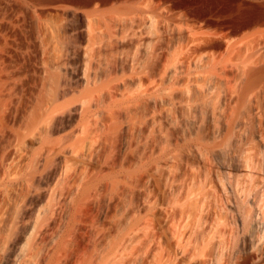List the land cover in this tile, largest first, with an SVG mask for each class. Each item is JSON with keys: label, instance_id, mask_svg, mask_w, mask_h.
<instances>
[{"label": "bare ground", "instance_id": "bare-ground-1", "mask_svg": "<svg viewBox=\"0 0 264 264\" xmlns=\"http://www.w3.org/2000/svg\"><path fill=\"white\" fill-rule=\"evenodd\" d=\"M189 1L0 0V264H264V15Z\"/></svg>", "mask_w": 264, "mask_h": 264}, {"label": "rangeland", "instance_id": "rangeland-1", "mask_svg": "<svg viewBox=\"0 0 264 264\" xmlns=\"http://www.w3.org/2000/svg\"><path fill=\"white\" fill-rule=\"evenodd\" d=\"M191 1L194 3H192ZM189 2L192 4V7L194 9H197L198 11L201 10L204 13L203 15H204L205 19H207V20H204V17H203V19L201 18L202 21L203 20L204 21H212V20L214 21L215 20L213 23L216 26L217 25L216 21L218 19H219V21H217V23H219L221 25L222 21L228 20L230 18H233L235 15H237L236 9L241 8V6L244 2L245 3H247V2H264V0H210V1L209 0H205V1L204 0H190ZM4 5H6V6H4ZM4 5L3 6L5 8L3 7L2 9H4V11L7 14L6 15L2 10V13H4V15H6V16H13L14 14H15L14 16H16V14L20 15L19 16L20 23H22L21 26L23 25V28L21 27L22 32H23V29H26L27 27H29V25L27 24V21H28L27 16H26L24 7L22 5H20L19 3H15V2H12V3L8 2ZM215 11H216V13H214ZM205 12H206V14H205ZM248 22H249V20L245 19V20L238 22L233 27L226 26L223 23H222L223 27L218 26V25L217 26L221 30H223V32L229 31L230 33H232L233 31H237V30H238L237 31L238 33H240V32L242 33L243 31L245 32L246 30H250V29L258 26V25H255V26L249 25ZM7 25L8 24L6 22L4 24L0 23V33H10L9 28H8L10 26H7ZM22 32L16 31L15 33H22ZM23 33H30V31L27 28L26 30H24Z\"/></svg>", "mask_w": 264, "mask_h": 264}, {"label": "water", "instance_id": "water-1", "mask_svg": "<svg viewBox=\"0 0 264 264\" xmlns=\"http://www.w3.org/2000/svg\"><path fill=\"white\" fill-rule=\"evenodd\" d=\"M238 10H240V8ZM240 12L241 13L238 14L237 18L233 17L222 21V23L226 26L233 27L238 22L248 19L251 16L264 15V3L249 2L242 6V10H240Z\"/></svg>", "mask_w": 264, "mask_h": 264}]
</instances>
